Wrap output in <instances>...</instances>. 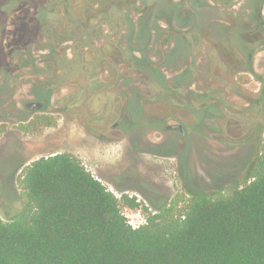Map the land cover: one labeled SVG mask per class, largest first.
Masks as SVG:
<instances>
[{"label":"rangeland","instance_id":"374dc122","mask_svg":"<svg viewBox=\"0 0 264 264\" xmlns=\"http://www.w3.org/2000/svg\"><path fill=\"white\" fill-rule=\"evenodd\" d=\"M260 12L264 20V0L257 1L256 15ZM22 20L11 18L5 26L14 30ZM237 29L257 35L252 44L240 43L242 60L234 67L231 52L219 54L207 39L225 43L233 32L207 25L200 36L188 33L191 63L182 66L190 72V83L183 88L187 103L173 101L170 83L164 87L160 81H145L135 85L142 114L133 105L129 112L134 114L126 109L122 114L127 92L110 81L115 71H106L101 85L89 82L86 91L63 71L54 93L43 99L45 106L34 111L24 109L25 103L36 101L33 72L0 71V218L20 213L18 180L26 166L54 153L70 154L118 200L133 196L151 212L176 195L215 193L241 183L264 137V30L244 23ZM172 74L165 73L168 78ZM4 90H11L8 98ZM204 102L210 112L225 106L229 114H199L205 113ZM22 114H28L26 121H20ZM115 122L126 129L117 131ZM173 122L183 131L165 129ZM120 209L128 222L145 220L141 211Z\"/></svg>","mask_w":264,"mask_h":264},{"label":"trees","instance_id":"16d2710c","mask_svg":"<svg viewBox=\"0 0 264 264\" xmlns=\"http://www.w3.org/2000/svg\"><path fill=\"white\" fill-rule=\"evenodd\" d=\"M18 183L20 213L0 218V264H264V137L241 183L155 212L118 200L68 153L37 158ZM121 205L145 223L132 228Z\"/></svg>","mask_w":264,"mask_h":264},{"label":"flooded vegetation","instance_id":"af4514ba","mask_svg":"<svg viewBox=\"0 0 264 264\" xmlns=\"http://www.w3.org/2000/svg\"><path fill=\"white\" fill-rule=\"evenodd\" d=\"M257 1L261 2L187 0V5L185 0H0V71L33 72L32 95L36 101L25 103V110L34 111L26 107L33 102L41 103L40 109L45 106L43 99L49 100L54 82L60 80L63 71H68V81L72 78L79 82L85 91L89 82L101 85L100 78L107 77L106 71H115L110 81H116L121 92L123 88L127 92L122 114L125 109L134 114L129 112L131 105L142 114L135 101V85L145 81H160L164 87L170 83L172 100L186 104L183 88L190 83V72L182 66L187 67L191 54L188 33L200 36L207 25L233 32L234 37L225 43L203 38L218 46L219 54L231 52L234 67L242 60L240 43L252 44L257 35L243 34L237 26L259 24L264 30L263 15H256ZM17 17L25 20L14 30H7L6 21ZM248 55L251 60V52ZM167 72L172 76L168 78ZM10 93L11 90H4L7 98ZM206 99L210 101L207 96ZM205 103V113L199 114H229L225 106L219 112H210L211 107ZM27 115L22 114L20 121H26ZM113 128L126 129L117 122ZM165 129L183 131L177 122L165 125ZM129 132L133 133L126 131ZM259 137L256 135L255 140Z\"/></svg>","mask_w":264,"mask_h":264},{"label":"water","instance_id":"95a60500","mask_svg":"<svg viewBox=\"0 0 264 264\" xmlns=\"http://www.w3.org/2000/svg\"><path fill=\"white\" fill-rule=\"evenodd\" d=\"M26 107L29 109L39 110L41 108V103H29L26 105Z\"/></svg>","mask_w":264,"mask_h":264},{"label":"built area","instance_id":"2783aa9c","mask_svg":"<svg viewBox=\"0 0 264 264\" xmlns=\"http://www.w3.org/2000/svg\"><path fill=\"white\" fill-rule=\"evenodd\" d=\"M129 197H133V196H130V195H129ZM136 211L140 212L141 210L139 209V210H136ZM127 223H128L132 228L135 229V228H138L140 225L144 224V223H145V220H142L141 222H138L137 224H134V223L128 222V220H127Z\"/></svg>","mask_w":264,"mask_h":264}]
</instances>
